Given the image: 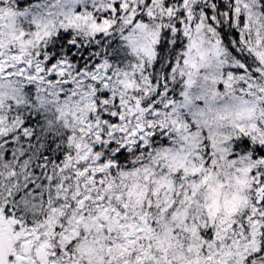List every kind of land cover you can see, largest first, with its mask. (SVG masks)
<instances>
[{"label":"snow or ice","instance_id":"snow-or-ice-1","mask_svg":"<svg viewBox=\"0 0 264 264\" xmlns=\"http://www.w3.org/2000/svg\"><path fill=\"white\" fill-rule=\"evenodd\" d=\"M0 264H264V0H0Z\"/></svg>","mask_w":264,"mask_h":264}]
</instances>
